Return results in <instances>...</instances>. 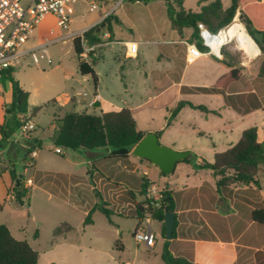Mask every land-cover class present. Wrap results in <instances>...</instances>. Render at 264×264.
Instances as JSON below:
<instances>
[{"label": "rangeland", "instance_id": "1", "mask_svg": "<svg viewBox=\"0 0 264 264\" xmlns=\"http://www.w3.org/2000/svg\"><path fill=\"white\" fill-rule=\"evenodd\" d=\"M90 1L80 0L73 7L71 31L86 28L99 16L113 13L122 21L120 25L113 24L117 38L137 42L136 52H132L130 43L126 46L117 42L104 45L109 38L102 35V43L89 47L90 50L94 48L93 57L88 53L87 59L82 58L92 63L97 70L102 96L109 98L118 108L134 109L133 117L139 130L146 134L163 130L164 136L160 143L169 147L172 144L187 146L192 151L193 157L200 156L206 161H212L215 152H222L237 143L243 130L253 126L264 127L262 109L240 114L225 106L223 94L201 92L182 94L177 85L168 86L167 92L159 99L137 110L138 106L147 102L149 96H154L157 90L168 84L166 80H161V85H156L157 79L146 78L145 72L150 74L153 70L159 69L164 73L175 66L180 72L186 66L183 84L211 86L222 72H225L222 64L229 67L226 62L241 69L240 79L231 83L228 90L239 92L243 96L255 93L264 104V78L259 76L262 64L261 50L256 57L248 56L245 53L247 45L240 41L242 49L234 43L227 47L221 58H217L218 61L213 57L186 59L182 55L174 58L171 52L176 47L185 48L182 44L177 46L170 43L180 39L189 41L192 29H186L183 37L178 35L171 27L164 0H95L98 8L92 12L89 11ZM171 1L176 10L180 5L187 10H198L202 0ZM214 1L206 0L203 4ZM221 2L226 9L231 5L232 0H221ZM239 13L235 16L236 19ZM238 21L245 26L243 20L238 19ZM104 29L101 32H104ZM40 32H45L48 38L65 33L64 30L56 27L53 18H47L39 25L34 34L35 39L28 42L27 46L40 40L37 37ZM249 43L253 48L258 49L259 46L252 37ZM49 53L53 59L51 65H47L44 61L35 65L26 58L14 67V74L25 87L24 89L30 88L33 91L29 109L32 111L37 106H42V109L31 118L35 128L26 136H23L19 129L12 139L24 142L33 135L41 141V148L36 149L35 168L28 167L25 170L22 160L25 151L19 148L16 153L17 142L13 141L10 144L6 152L9 160L4 156L5 164L0 166V177L2 172L13 169L18 176L23 175V187L28 189V193L24 205L15 200L6 202L5 207L0 210V224L6 225L16 239L27 241L39 252V264H125L127 261L133 264H146L147 256L150 258L149 263L164 264L160 252L167 239L162 236V223L157 220L151 222V228L157 236L154 250H147L145 247L148 246L145 243L135 242L133 233L140 226L141 221L130 216L132 206L121 207L123 201L118 196L122 192L117 182L107 184V179L102 181L98 178L99 181H95L98 191L78 206L74 200L80 199H74L72 205H67L48 194L49 190L45 186L44 178L47 172L75 170L86 172L87 169L86 164L74 167V162L83 160V150L74 152L76 150L61 148L63 154L55 152L56 146L51 139L54 120L62 118L70 111L101 114L100 109L90 103L95 94V86L90 77L88 80H83L79 74V61L72 40L50 45ZM160 53L163 57L159 56ZM1 92L3 89L0 90V95ZM52 99H55V102H51ZM181 100L205 106L218 114L186 105L175 118L171 119L172 110ZM260 140L264 142V130L260 131ZM102 163L101 168L108 177L124 178V186L126 185L124 193L129 199L131 195L125 188L137 190L142 187L145 178L144 166H140V171L136 172L127 160H124V165L120 160H105ZM145 165L151 167L150 177L156 180L153 183L160 186L168 183L169 187L173 186L172 188H177L172 185L177 183L178 188L181 187L180 182L185 177L182 174L186 171L184 166L175 168L169 175L159 176L153 164L145 162ZM28 178H31L35 184L31 191L28 182H25ZM258 179L264 187V168L260 169ZM101 185L105 186V191H102ZM15 188L16 184L11 180L9 192L12 196H15ZM92 202L114 210L124 217L118 215L107 217L96 210L92 214L93 223L85 226L84 219ZM65 223L71 226V230L64 235L55 236V229ZM117 241H119L118 246L123 245V249L116 246Z\"/></svg>", "mask_w": 264, "mask_h": 264}, {"label": "trees", "instance_id": "2", "mask_svg": "<svg viewBox=\"0 0 264 264\" xmlns=\"http://www.w3.org/2000/svg\"><path fill=\"white\" fill-rule=\"evenodd\" d=\"M164 1L167 5V15L171 27L177 31L180 37L184 36L186 29H192L189 42L196 43L202 51H206L207 48L201 43L198 24L204 23L211 31L216 32L229 25L237 13L240 12L243 15V22L248 33L261 50L262 64L259 69V76L264 78V0H232L231 5L226 9L223 8L221 0H215L209 4H203L206 0H202L199 3L198 10H187L181 5L176 10L171 0ZM113 21L118 22L116 16L110 13L99 25L86 31L82 37H77L73 40V48L79 61V74L81 76H89L95 89H97L98 85V76L93 64L81 56L84 52L83 40L86 41L89 47H92L102 43V35L106 32L110 34V39L113 33ZM103 22L106 23L104 32H96ZM226 49L227 47L223 48L222 53H225ZM89 56H92L91 52H89ZM226 64L230 67L229 72L222 75L214 86L183 87L182 90L189 93L223 94L226 105L231 106L242 114H248L258 109L264 110V104L255 93H249L247 96L226 94L228 86L233 82H237L241 77V69L239 67L230 62H226ZM7 81L12 84L13 92L11 103L5 107V120L0 124V150L11 142L13 135L28 121V119L21 118L19 115L28 112L29 92L24 90L19 80L15 78L14 68L12 70L10 68L2 70L0 83L4 85ZM186 105L217 114L216 111H210L205 106L195 105L188 101H180L172 110L171 119L175 118ZM41 109L42 106L35 107L32 114L35 115ZM54 124L52 141L56 148L71 150L108 148L110 149L108 158L121 160L129 158L134 146L146 134L138 129L133 112L129 108H112L103 112L100 116L70 111L66 112L62 118L55 119ZM261 130H264V127L253 126L243 130L236 144L224 152L216 153L213 162L205 161L199 165V168L211 169L215 176L229 174L228 179L230 180L244 185L254 183L259 187L258 174L260 169L264 167V142L260 140ZM156 134L160 136L161 131ZM17 144L20 146V143ZM23 145L24 147L21 148L25 151V160L29 161L30 154L37 148H41V141L36 138H27L24 140ZM190 160L184 161L188 162ZM10 175L11 180L16 184L18 174L11 169ZM147 187V179L143 178L142 194H145ZM27 193L28 189L23 187V180L21 179L19 185L17 186L16 184L15 199L23 205ZM129 195H133V193L129 191ZM136 208V215L139 221L146 214H150L153 220L160 221L162 223L163 236L166 237L165 213L174 211L173 198L169 190L164 189L163 198L160 201L143 199L136 203ZM95 210L101 211L107 217L114 214L111 209L97 205L89 210L84 224L92 222V214ZM252 216L255 222L264 224V208L253 210ZM176 225L177 222H175L172 239L176 237ZM70 230L71 226L64 224L61 227H57L54 234L60 235ZM168 242H165L161 254L164 264H197L190 257L174 256L168 248ZM118 243L119 241L116 242V246H118ZM121 246L118 247L122 249ZM0 264H39V252L33 249L27 241L16 239L6 225L0 224Z\"/></svg>", "mask_w": 264, "mask_h": 264}, {"label": "crops", "instance_id": "3", "mask_svg": "<svg viewBox=\"0 0 264 264\" xmlns=\"http://www.w3.org/2000/svg\"><path fill=\"white\" fill-rule=\"evenodd\" d=\"M103 17L104 14L99 16L98 19L91 22L88 27L91 26L95 27L99 25L102 22L101 19ZM47 18H53V17L48 16L45 19ZM116 18L118 22H114V21L112 22L113 33L111 35V38L108 41H105L104 45L117 42L122 46H126V44L129 43L130 44L133 42L137 43L136 41L130 39L117 38L114 32L113 24L120 25L122 21L118 16H116ZM106 33L108 36H110L108 32ZM37 37L40 40H38L36 43L47 39L49 36L47 37L45 32L42 33L40 32L38 33ZM33 39H35V35L33 36ZM184 41L185 40L180 39L179 41L170 43V44H175L177 46L178 44L179 45L182 44L185 48L183 49L180 47H176L174 51L171 52L172 57L176 58V57H181L183 55L187 59L186 46L184 44ZM93 50L94 48L90 50L92 54V56L90 57H93ZM159 56L163 57V54L160 53ZM204 57L214 58V56H204ZM214 59L217 60L216 57ZM222 66L225 68V72H222V74L218 77V79L222 75L229 72L230 70L229 67H226L223 64ZM177 69L178 67L175 66L173 69H168L164 73H162L159 69L153 70L150 74L145 72L146 78L151 77L152 79H157L158 82H156V85H161L160 83L161 80H166L168 84L163 86L160 90H157L154 96H149L147 102L143 105L138 106L137 110L150 104L154 100L159 99L163 93L167 92L168 90L167 87L170 85H177L182 94L189 93V92H184L182 90L183 87L200 86V85L183 84L182 79L186 72L185 70L186 66L183 67L182 71L180 72H178ZM95 71L98 76V85H97V89H95V94L90 100V103L93 106H95L96 103H99V105L95 107L100 109L101 114L112 108L120 109L114 106L109 98L101 95L100 78L97 70ZM82 77L83 80H88L89 78V76H82ZM218 79L211 86H214L218 81ZM20 85L23 89L25 88L21 84V82ZM211 86H206V87H211ZM2 89L3 92H1L0 95V124H2L5 120L6 105L10 104L12 101V92H13L12 84L10 82H7L5 85H2L0 83V90ZM26 89L24 90L29 92L28 112L26 114H20L19 117L28 119V121L31 122V118L34 115L32 114L33 110L31 111L29 109V102L32 98L33 91L30 88H26ZM156 89L159 88L156 87ZM226 94L235 95L241 93L229 91L227 88ZM95 96H97L98 98H95ZM74 99L76 102H78L76 98ZM51 102H55V99H52ZM225 106L228 108H232L231 106L226 105V103ZM130 110H132V112L134 111V109H130ZM159 131H161V135L158 136L160 141L164 136V131L163 130H159ZM159 131H155L153 133H157ZM30 134L32 135V132ZM200 135H203V133H200ZM32 138L35 137H33L32 135ZM13 141L17 142L16 140L11 139V142L4 149L0 150V159L2 160L0 162V166L5 164L4 156L7 157V159L9 160L6 152L9 149L10 144L13 143ZM17 143H20V146L17 145L18 148L16 149V153L19 148L21 149V147H24L23 142H17ZM231 146H229L227 149H229ZM171 147H173L175 150H179V151L189 150L191 152L190 161L188 162L182 161L177 163L175 166V168H178L179 166H184V168H186V171H184V173L182 174L185 177L183 181L180 182L181 183L180 188H178L177 183L172 184L175 185L177 188L175 187L172 188L173 186L169 187L168 183H165L162 186L153 183V181L156 180L150 177L151 167L145 165V162L150 163L149 161L141 160L140 158L133 156L131 153L129 158L127 159V161L131 165H133V170L136 172L140 171V166H144L143 174L147 179L148 187L149 185H157L160 188L163 189L166 188L172 194L173 205H174L173 212L175 214V222H177V225L175 229L176 237L174 239L167 240L169 241L168 248L171 251V253L174 256L190 257L197 264H264V224H259L255 222L252 216L253 210L257 208H264V187L262 186L261 182L259 181V187H258L254 183H250L249 185H244L242 183L230 180L228 179L229 174H225L223 176H215L211 169L199 168V165L203 164L206 160L201 158L200 156L193 157L192 151L187 146H176L172 144ZM213 147L215 148V145H213ZM78 150H83L82 154L84 158L81 161L74 162V167H80V165L86 164L87 165L86 172H80L79 170H75L72 172H59V171L47 172L44 178L46 180L45 186L49 190L47 191L48 194L52 197L59 199L60 201H62L64 204L67 205H72V201L74 199H80V200H74L75 203L77 204L76 206H78L85 199L93 197L94 192L98 191V186L95 182V181H99L98 178H100L102 181L107 179L108 180L107 184L117 182L121 186L122 193H120V195L118 196V198H120V200L123 201L121 202L122 203L121 207L125 208L127 206H132L130 209L131 210L130 216L137 219L136 203L144 199V194L141 193V188L137 190L132 188H125L126 190H128V192L131 191L134 195V196L133 195L130 196L131 197L130 200L129 197L124 193V187H126V185L124 186V178L118 177L111 179L110 177L107 176V174H105V172L101 168L103 166L102 162H104L105 160H120L122 161L123 165H124V160L108 158V153L110 149H104V148H96L92 150L77 149L76 151L74 150L73 151L77 152ZM216 153H220V152L214 153L213 160ZM57 154H63V152ZM16 156L18 157V154ZM36 156L37 153L36 150H34L29 156L30 158L29 161L25 160V157H23L22 160L24 161L23 163L25 166V170L28 167L35 168ZM213 160L208 162H213ZM154 166L157 170V174L159 176H164L160 173L158 167L156 165ZM25 182H28L31 191L35 185L34 181L31 178H28L25 180ZM10 186H11L10 171H5L2 173V176L0 177V204H1L0 210H2L5 207V204L8 200H15V202H18L15 199V196H12L10 194L9 192ZM100 187L102 191H105V186L101 185ZM28 200L29 202L31 201V193L29 194ZM89 205H91V207L88 209V212L92 208L96 207L98 204L92 202V204ZM113 212H114L113 215L124 217L122 214L117 213L114 210ZM92 223L93 221L90 224ZM90 224H84V225L87 226ZM64 234H60V235H64ZM162 236H163V230H162ZM165 242L163 243L162 246L163 248ZM121 247L123 249V245ZM148 247L145 248L147 250H154L156 248V243L153 247H149V248ZM162 251L160 252V257ZM149 260L150 258L149 256H147L145 258L146 264H152L149 263ZM125 264H133V263L127 261Z\"/></svg>", "mask_w": 264, "mask_h": 264}, {"label": "built area", "instance_id": "4", "mask_svg": "<svg viewBox=\"0 0 264 264\" xmlns=\"http://www.w3.org/2000/svg\"><path fill=\"white\" fill-rule=\"evenodd\" d=\"M79 1L80 0H0V79L3 69L14 68L26 58H29L31 63L35 65L40 64L42 61L47 65H51L53 59L49 53L50 45L68 39H71L73 42L75 38L82 37L86 31L93 28L94 26L77 31L70 30V24L72 23L71 12L73 7ZM97 8L98 5L96 1L91 0L89 11H95ZM48 16L53 17L56 27L64 30L65 33L27 46L28 42L33 39L38 26ZM106 16L107 15H104L101 21H103ZM237 23L243 25L241 21L234 18L229 25L216 32L211 31L204 23H199L198 30L201 43L207 48V50L202 51L196 43L184 41L187 59H197L204 56L221 58L223 48L234 43H237V47L241 48L239 35L242 31L233 34L231 33L232 27ZM244 29L248 33L245 26ZM103 36L107 38L109 37L107 33H104ZM83 49L84 52L81 56L87 58L90 49L84 40ZM136 49L137 43H131V51L136 52ZM245 53L250 56L246 51ZM259 54L260 49L257 54L253 55V57L258 56ZM84 95H86V93ZM95 98L98 97L95 96ZM33 128H35V125L32 122L27 121L20 127V130L22 131L23 136H26ZM55 151L57 153L63 152L60 148H56ZM163 192V188H160L157 185H149L144 194V199L158 202L163 198ZM151 222L152 216L146 214L141 220L140 226L133 234L137 243H145L149 247L155 245L156 234L151 228Z\"/></svg>", "mask_w": 264, "mask_h": 264}, {"label": "water", "instance_id": "5", "mask_svg": "<svg viewBox=\"0 0 264 264\" xmlns=\"http://www.w3.org/2000/svg\"><path fill=\"white\" fill-rule=\"evenodd\" d=\"M238 19L243 20V15L238 14ZM106 23L103 22L98 27L97 32L104 29ZM12 70V68H10ZM96 103L95 106H98ZM108 149V148H107ZM131 154L140 159H146L153 165H156L162 175H169L173 172L177 162L190 160L191 152L189 150H175L172 147L166 146L159 141V137L156 133H147L140 140L138 144L134 146ZM23 175H19L16 184L19 185V181ZM164 226L166 229V239L171 240L174 227H175V214L173 211H167L165 213Z\"/></svg>", "mask_w": 264, "mask_h": 264}, {"label": "bare ground", "instance_id": "6", "mask_svg": "<svg viewBox=\"0 0 264 264\" xmlns=\"http://www.w3.org/2000/svg\"><path fill=\"white\" fill-rule=\"evenodd\" d=\"M238 31H242V33L240 32L239 35V41H242L244 45H247V53L253 57V55L257 54L259 50L249 45V41H251V36L246 32L244 26H242L240 23H237L232 27L231 33H238Z\"/></svg>", "mask_w": 264, "mask_h": 264}]
</instances>
